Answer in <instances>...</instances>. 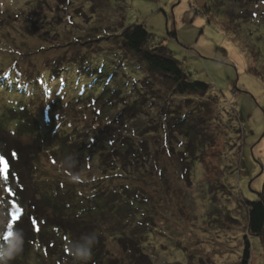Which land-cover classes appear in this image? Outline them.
Segmentation results:
<instances>
[{"label": "rangeland", "instance_id": "rangeland-1", "mask_svg": "<svg viewBox=\"0 0 264 264\" xmlns=\"http://www.w3.org/2000/svg\"><path fill=\"white\" fill-rule=\"evenodd\" d=\"M137 23L146 25L152 46L164 47L191 80L210 85L211 93L180 96L146 86L145 67L134 57L122 58L121 34ZM77 44L87 53L81 67L97 54L98 66L113 68L110 90L121 87V94L113 97L133 104L127 106L126 126L116 121L112 129L132 134L128 143L144 141L148 160L139 157L137 164L135 155L131 159L128 155L126 163L118 158L112 171L98 160L99 153L107 157L112 146L104 142L99 152L88 149L84 129L95 136L106 130L108 121L103 110L92 118L93 108H103L110 100L107 96L109 101H98L105 82L79 73L69 62L80 56ZM65 62L64 71L76 75L60 73ZM138 68L143 72L135 79L144 82L145 89L136 98L135 79L129 75ZM7 111L11 115L26 111L33 136L20 133L24 122L9 121ZM37 115L41 121L35 120ZM0 117L4 119L0 135L6 137L2 152L18 151L14 140L35 143L38 151L29 161L31 170L19 165L18 156L11 160L12 152L5 159L12 169H21L27 185L18 189L28 200L22 214L27 218L29 211H38L36 224H45L38 232L44 243H49L48 232L57 231L46 229L48 224L68 218L60 215L71 212L69 202L74 200L73 213L79 217L75 220L85 222L87 234L101 237L100 243L112 251L108 259L112 264H130L127 258L133 257V250L124 248L133 249V244L149 255L152 264H241L246 238L248 264H264V233L248 230L247 207L264 186V0H0ZM86 117L88 122L82 120ZM52 119L69 131L64 134L62 127L50 136ZM41 127L39 142L34 129ZM79 143L88 146L82 150V161L75 154ZM139 155L144 156L142 151ZM2 182L0 175V240L16 211V189L12 195ZM72 184L74 191L67 187ZM93 193L100 196L96 204H88ZM124 195L138 200L123 199ZM119 199L125 211L113 214ZM119 216L125 229L114 227ZM31 220L14 222L12 230L18 225L26 236L32 231ZM57 241L55 246L62 249ZM34 246L42 249L40 242ZM23 248L22 264H42L32 245ZM62 251L48 264L58 263ZM10 262L19 264V258Z\"/></svg>", "mask_w": 264, "mask_h": 264}, {"label": "trees", "instance_id": "trees-1", "mask_svg": "<svg viewBox=\"0 0 264 264\" xmlns=\"http://www.w3.org/2000/svg\"><path fill=\"white\" fill-rule=\"evenodd\" d=\"M150 43H151L150 32L147 29L146 25H144L143 23H137L135 25H132L131 27L126 28L121 34V50H123V53L125 54V56L122 55V58H124V60H125V59H130V57H134L137 62L141 63L145 67V70L148 72V74L146 75V78L148 81L146 83V86H149L153 92H156L159 90L160 92L161 91L163 93L169 92L173 95H180V96L188 95V96H195V97H205L211 93L210 85H208L207 83L200 81V80H191L189 75L184 71V69L181 65V62L178 59H176L174 56H172L171 54H168L164 47L155 48L156 46L154 47ZM84 47L85 46H82L81 44H77L76 50L80 53V56H78V54L75 55L74 56V57H76L75 61L72 60L69 62L75 63V65H76L75 70L76 71L78 70L79 73L88 74L92 77H95L97 80L105 82V84H106L105 93L103 95V98L98 99V101H109V100L110 101L108 102V104L106 106L104 104L103 108H99V106L94 107L93 113H92V118L97 117V115L100 116L101 115L100 111L103 110V111H106V119L108 121L105 122V124H104L106 130L96 131L95 136H93V134H90L89 130L87 128L84 129V131L87 134L86 135L87 137H84L83 139H85L86 141L90 140L89 147L87 145H84L81 143L75 144L76 147H74V148H75V151L77 153H75L74 151H71V150H70L71 152H69V153H75L77 156L76 158L79 161H82V156H83L82 150L84 148L88 147V149H93L94 150L93 152H99L100 149L105 147L103 144L105 142L107 144V146L113 147L112 152H110L107 157L104 156V153L100 152L98 160L101 162L100 164H102L104 166L107 165L108 169H111L112 171L117 169V166H114V164L115 165L118 164V163H116L117 161L115 160L118 158H120L123 162L126 163V160H127L126 157H128V155H129V159L133 158L135 155V156H137V158H136L137 164L140 163L139 157H146L148 160V155H149L150 151H149L147 144L144 141H139L137 143H136V141H130L128 143V139L131 136H133L132 134L128 133V131H125V130L118 131V130L112 129L116 126L115 125L116 121H119L118 122L119 124L122 123L124 126H126L127 122H125V120L129 119V118H125V115L128 114L127 106L130 104H133V102L126 101V103H123L124 101H117V99L115 97H113V95H115V94H118V95L121 94V91H120L121 87H119V89L114 88V89L110 90L111 85L109 83H112L113 72H111V70L113 68H111L110 71H106L104 66H98L96 59L99 56L97 54L92 55L91 58L88 59L87 62L85 61L83 63L86 65H84V67H81L82 61L85 60L84 59L85 57H87V53H85L86 50H84ZM124 60H123V63H124ZM94 61H96V62H94ZM66 64L67 63L65 62L60 66V68H59L60 73H62V71H63V74H65V75H76L73 73H69L72 71H69V70H66L69 72L64 71L65 69H67ZM124 64L127 65L126 63H124ZM127 67L128 66H124V68H122V69H126ZM129 68H130V66H129ZM97 69H100L102 72L100 73L99 71H97ZM142 72L139 68L135 69L133 71L130 70L129 77L133 78V80H134L135 78H137L136 76L138 74H141ZM125 73H126V71H125ZM134 82H133V84L131 83L132 87H135L134 88L135 91H133L134 92L133 95L136 98H139V94H141L143 92V90L145 89L144 85H143L144 82H139L137 79H135ZM107 86H109V88ZM112 86H114V85H112ZM126 87H128V86H126ZM130 87L131 86L129 84V88ZM123 88H124V86H123ZM107 96H109V100H108ZM135 104L136 103H134V106H135ZM118 108H119V111H117ZM130 108L131 107L129 106V110H130ZM27 110H29V109H27ZM26 111L22 112V113L15 112L16 115H11L10 112L7 111V114L10 116L8 118V119H10L9 121H17V120L19 121L20 120V122L18 124L24 122L23 124H20L19 131L22 134L28 133V134H26L28 136V135H30L31 130L29 129L30 126H29L27 121H30L31 118L28 117ZM113 111L114 112L117 111V114L115 113L113 119H111V118H109V116H111V112H113ZM11 112H14V111H11ZM96 113H97V115H96ZM44 115H45V112H44ZM37 116H35L36 118L34 117L35 120L41 121L42 116H40V115H37ZM39 116H40V118H39ZM132 118H135V117L132 116ZM3 120L4 119H2L0 117V121H3ZM82 120L88 122L87 117L82 118ZM50 124H52V126L49 127V129L47 128L51 132L50 136H52L53 131L58 130V129L61 130L63 127L61 125V123L59 124L57 119H52ZM98 125H99V123L97 122V120H93V126L95 128L97 127L96 129L100 128V127H98ZM56 126H58V127L56 128ZM42 128L43 127L34 129L36 132L35 136H37L36 138L38 141L41 140V136L38 134V132ZM63 128L65 129L64 134L67 133V131H69V129H67V127H63ZM48 130H45V131L48 132ZM133 133H135V132L133 131ZM4 136L5 135H0V147H1L0 148L1 149L0 156H4L5 158H8V157L12 156V154H11L12 151H7V149H4L6 151L2 152V148L5 146L4 142H5L6 137H4ZM30 136H33V135H30ZM100 136H102V137H100ZM54 140L55 141H53V142L56 144L58 139L57 140L54 139ZM18 142L21 144V146L17 145ZM21 142L14 140V144L16 145L15 148L18 150L14 153L16 156H18L17 161H18L19 165H22V164H25V166L29 165L30 170H31L30 163L32 161H34V160L31 161V159L34 156V154L38 153V151L35 148V143L30 144V145H24ZM39 142L37 143L38 144L37 147L39 145H41V144H39ZM48 144L49 143H47V146H49ZM69 144L73 145V142H70ZM45 149L48 150V148H45ZM141 151L143 152L144 156L139 155L141 153ZM145 155H147V156H145ZM16 159H17V157H15V156L11 157V160H13V161H16ZM182 160H183V162L180 163L181 166H183L182 164H184V159H182ZM29 161H30V163H29ZM84 161L85 160L83 159V162ZM114 161H116V162H114ZM193 162H194V160H192V163ZM8 164H9V170H8V177L9 178L6 181L2 175V181H3L2 183H6L8 185L7 188L12 190L11 191L12 195H13L14 189H16V192L14 194V196H16V198H13V203L23 209L24 206H26L28 200L21 195L22 192H20V191H23V190H19L18 188L20 186H22L25 190L27 182H24L21 180V169L20 168H18V169L13 168L12 169V166L10 165L11 161L9 159H8ZM23 168H26V167H23ZM104 168H106V167H104ZM32 173H33V171H30V174H28V175L32 177ZM67 187L73 189V191L75 189V185H73V184L69 185ZM94 194L95 193L88 195L89 197H87V198H92V199H89L87 201V203L88 202H90V203L94 202V204H96L95 203L96 198H99L100 195L98 194L95 196ZM112 197H113V195L111 196V198ZM126 198H133V199L138 200V198L132 197L130 195H124L123 196V199H126ZM123 199L122 200H120V199L116 200L114 204H113V200H112L111 205L113 204V207H112L113 214L115 211H118V212L120 211V213L122 212V210L125 211V209L119 207L123 203ZM72 201L74 203H76V201H74V200H72ZM71 202H69V205H70L69 209L71 210V212L70 213L65 212L64 215L63 214H62V216L60 215V217L62 219H64L65 218L64 216L67 215L69 217L65 218V219H70V220L64 219L63 221H60L59 223H52V225H51V223L48 224L46 229L55 228L57 230V231H52L51 233L50 232L47 233L48 236L50 237L48 240L49 243H47V244L44 243L46 241H43L42 238L40 237L41 234L40 235L38 234V232L45 226V224H38V223L36 224L35 223V225L30 226L32 231H29L26 234L24 245H26V247L27 246L30 247V245H32V247H34L33 250H34V253H36V259L38 261L42 262V264H48L50 260H55V261L58 260L57 256L59 254H61L60 250L64 251V252L62 251L64 257L62 259H59L58 263H56V264H112V261L110 262L108 260V259H110V256L113 257V255H111V253H112L111 249L106 250V246H103L104 244L100 243L101 237L97 236L95 232H93V234H95V236H96V241L92 246V249H91L92 254H91L90 258L85 262H80V261H76L73 259V256L71 254V246L76 241H78L82 235L87 234V231H85L87 228V225L85 224V222L78 221V219L75 220L76 218H79V217H77L78 215L74 216L75 214L73 213V211H74L73 206L75 204L74 203L71 204ZM90 203H88V204H90ZM247 207H248V211H249L248 230L254 234H263L264 233V186H263L262 191L259 192V198L257 200L247 201ZM23 211H25V209ZM37 212L38 211H34V212L32 210L29 211V213L27 214V218L24 216V214H22V218L18 221V224L19 225L24 224V222L27 224V221H29L30 219H32V220L35 219L36 222H39V215ZM54 217H55V215H54ZM24 218H25V220H24ZM43 221H44V223H46L45 219H42V222ZM64 221H67V222H64ZM121 222H122V224H121ZM66 223H67V225H66ZM16 227L18 229V225L14 226V230L16 229ZM61 227L63 228L62 230L59 229ZM114 227L116 230H119V227H123V220L121 219L120 216L117 218L116 223L114 222ZM82 228H84V229H82ZM123 229H125V227H123ZM122 231H124V230H122ZM45 233L46 232H44V234ZM66 233L69 234V238L65 237ZM45 236H46V234H45ZM0 237H1V235H0ZM51 239L53 241H51ZM57 240L59 241V245H61L62 249H59L58 247L55 246V242ZM58 241H57V244H58ZM120 241L125 242V241L119 239L118 242H120ZM3 242L5 243V240H3V238H2L0 240V244H4ZM37 242H40V244L42 245V249L35 248L34 245ZM82 243H83V241H82ZM132 247H133V249H131V247L129 245H126V247L124 248V250L126 249L128 251L133 250V252H132L133 257L131 258L129 256V258H127L128 262L130 264H152V261H151L149 255L145 254L142 251V249H140L135 244H133ZM110 251H111V253H110ZM18 258H19V264H22L23 259L25 258L24 248H23V252L20 255H18L15 259H18ZM249 259H250V241L248 238H246V246H245V250H244V253H243V256L241 259V264H248ZM127 260H125V261H127ZM11 263L12 262H9V264H11Z\"/></svg>", "mask_w": 264, "mask_h": 264}, {"label": "clouds", "instance_id": "clouds-1", "mask_svg": "<svg viewBox=\"0 0 264 264\" xmlns=\"http://www.w3.org/2000/svg\"><path fill=\"white\" fill-rule=\"evenodd\" d=\"M83 241V243H82ZM96 241L95 234H85L71 246L73 259L80 262L87 261L92 254V246ZM25 233L23 229H16L6 243L0 244V264H9L23 252Z\"/></svg>", "mask_w": 264, "mask_h": 264}, {"label": "snow or ice", "instance_id": "snow-or-ice-1", "mask_svg": "<svg viewBox=\"0 0 264 264\" xmlns=\"http://www.w3.org/2000/svg\"><path fill=\"white\" fill-rule=\"evenodd\" d=\"M13 156H15V153H13ZM8 170H9V164L7 160L5 159L4 156H0V175H3L4 179L7 181L8 180ZM9 193H11V189H6ZM14 207H16V211L11 213L12 217V222H18L22 218V210L19 206L13 204ZM13 223L8 224V229L9 231L4 234L3 239L5 241L9 240V238L12 236V228H13ZM33 225H35L36 221L35 219L32 220Z\"/></svg>", "mask_w": 264, "mask_h": 264}]
</instances>
